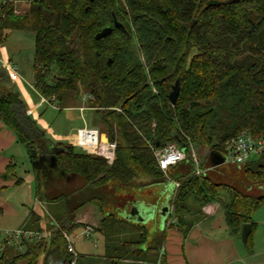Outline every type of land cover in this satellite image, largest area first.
I'll list each match as a JSON object with an SVG mask.
<instances>
[{
  "label": "trees",
  "instance_id": "16d2710c",
  "mask_svg": "<svg viewBox=\"0 0 264 264\" xmlns=\"http://www.w3.org/2000/svg\"><path fill=\"white\" fill-rule=\"evenodd\" d=\"M229 1L31 0L20 14L12 2L0 8V43L16 30L35 34L36 92L54 97L61 110L86 96V105L117 143L112 165L55 143L27 114L19 92L0 95V120L25 147L35 196L51 209L48 238L25 241L23 251L5 250L0 264H72L64 232L77 227L87 204L102 214L97 229L106 236L110 264L163 261V239L143 248L147 228L106 212L105 204L114 197L110 191H122L126 195L114 203L123 208L134 184L159 183L167 176L179 183L168 228L186 236L205 217L204 207L220 203L232 235L241 238L243 226L251 224L245 245L252 251V217L264 206V156L241 165L249 189L263 191L254 195L208 171L197 175L190 155L192 144L224 154L226 142L245 130L264 137V0ZM106 27L112 33L96 39ZM178 78L173 105L169 94ZM170 143L187 149V160L171 167L179 176L170 169L164 173L156 159L155 151ZM201 167L208 169L205 163ZM40 221L31 212L25 229L42 232ZM125 226L131 237L120 239ZM75 264H84L79 255Z\"/></svg>",
  "mask_w": 264,
  "mask_h": 264
},
{
  "label": "crops",
  "instance_id": "0c3cea01",
  "mask_svg": "<svg viewBox=\"0 0 264 264\" xmlns=\"http://www.w3.org/2000/svg\"><path fill=\"white\" fill-rule=\"evenodd\" d=\"M6 44L7 41L0 43V95L8 90L17 91L18 84L22 81L28 84L29 88L35 90L33 84L27 83V81L24 80L23 72L21 73L19 64L8 56L9 48ZM7 62L18 68L20 79L13 80L10 78L9 72L5 66ZM19 93L26 104L27 114L40 121L43 117V115H41L42 113H40V109L44 105H49L41 103V95L36 93V90V96L34 95L36 98L34 97V99L33 96L27 94L25 91H19ZM81 108H84V110L81 111ZM63 109L67 111L66 118L72 123L80 119H85V114L91 112V109L87 105L81 106L78 103L75 105H68ZM76 135L77 132H63L60 136L61 140L55 143L74 145L71 141L75 139L74 137ZM53 136L56 137V134L54 133ZM26 159L28 163L25 162ZM174 181L175 180L167 176L165 180L159 183L148 184L143 182L142 184H134L132 187L134 197L127 204L126 208L122 209V211L125 212L124 216H118L128 222L139 224L135 214L131 215L132 208L137 207L139 213L146 219L143 226L153 224L156 227L158 233H155V235L152 234V241L147 238V242L143 245V248H147L154 244V242L163 239L161 243V253L164 255L163 261L138 262L137 264H245L247 258L254 257V255L258 254L254 249H252V251L244 249L241 246L243 243H241L242 238L230 233L225 221L224 212L219 203H212L204 207L205 217L197 222L186 236L176 228H168L170 216L167 218L163 217L161 212L164 211L167 206L171 205V199L167 200L165 197L170 195L168 186ZM163 183L165 184V188L162 189V191H164L163 194L164 196L166 194L168 195L160 201L153 202L151 200H146L143 199L144 196L140 195L141 192L148 193L152 188L156 189L159 184ZM34 185L35 175L32 171V166L29 162L25 147L18 141L14 132L0 120V213L6 221L12 223L11 225L6 224L3 226V221L0 220V225H2L0 226L1 233L5 230H28L25 229V226L30 219L31 212H34L41 217L40 227L43 230L41 234L44 235L45 238H48L50 235L48 230V225L50 224L49 211H51V209L47 202L40 201L36 198ZM137 193H139L138 196ZM139 197L142 201H140ZM122 211L121 213H123ZM98 212L100 211L96 210L95 205H85L78 213L76 219L78 224L77 227L69 233L75 241V250L80 256V259L84 261V264H95L99 259H103V262L104 260L107 261L106 236L97 229L99 219L102 218V214L100 213L101 215L99 216ZM220 212L222 215L217 219ZM147 213L148 216L146 217ZM172 220L174 221V219ZM94 222L97 223L96 228L87 236L84 233L86 223L94 224ZM28 231L33 232L34 235L37 232L34 230ZM84 235L86 237H84ZM93 236H96L95 238L98 239V241L103 239L105 243L104 252L101 255L88 252L80 253L76 248L77 240L79 238L85 239ZM2 240L3 236L0 235V241ZM25 240L26 239L23 240L24 249ZM20 243L21 240L17 239L14 244L6 245L4 251L6 250L9 254L15 251H23L24 249L20 250L19 248ZM94 246L98 248L97 243ZM121 264L136 263H133L131 259H125Z\"/></svg>",
  "mask_w": 264,
  "mask_h": 264
},
{
  "label": "rangeland",
  "instance_id": "374dc122",
  "mask_svg": "<svg viewBox=\"0 0 264 264\" xmlns=\"http://www.w3.org/2000/svg\"><path fill=\"white\" fill-rule=\"evenodd\" d=\"M25 5L26 4L20 5L22 10L26 8ZM6 46H8L9 48L8 56H10L12 60L18 63L19 66L21 67L20 70H21V73L23 72L22 74H23L24 80H26L27 83L33 84L34 82L33 80V57H34V51H35V34L30 31H20V30L13 31L10 33L7 39ZM19 91H22V92L25 91L27 94H30L31 96H33V99L37 93V92L35 93V90H32L31 88H29L28 84L23 83V81L20 84H18L17 91L15 90V92H19ZM85 97L86 96L81 97L79 99H75L76 98L75 97L74 101L75 103L78 102V104L81 106L86 105ZM54 104L55 105L51 104L49 106L44 105L40 109V113H42L41 115H43L40 121L32 117L34 120L37 121V125L42 130H44L46 137L49 138L50 140L57 142L58 140H61L60 136L63 132H77L79 128H83V127H88V128L96 127L101 133L103 134L105 133L108 137V134L104 129V126L101 125L100 120L97 117V114H95V112H93L92 110L91 112H87L85 114V119H80L72 123L66 118L67 111L65 109L60 110V108L58 107L59 105L57 103H54ZM67 104L68 103L64 102L63 106H67ZM74 104L72 103V105ZM54 133L56 134V137L53 136ZM74 138L77 139V136H75ZM73 146L77 147V149L82 152L84 151L78 145H73ZM192 146H193V150L199 162L206 164V166L208 167V170H207L208 173L212 175L216 180L236 184L237 186H239L240 188H243L248 193H251L254 195H260L263 192L261 189H257L256 187H254L252 191L249 189V187L247 186L245 182L246 177L244 173V168L242 166H238L237 164L226 162V161L221 165L214 166L211 163L210 158L208 157L210 153V148L208 146H202V145H196V144H192ZM25 162L28 163V160L26 159ZM170 172H172L173 176H179L181 174L180 170L178 169L175 170L174 168H170ZM164 188H165L164 183L159 184V186L156 187V189L152 188L148 193L141 192L140 195L144 196L143 199L151 200L153 202H158L162 198H164L166 195H168L166 194L164 196L163 194L164 191H162V189ZM168 190L170 191V195L165 197L167 198V200L171 199V197L174 194L175 189H174L173 183L169 184ZM110 193L114 194V197L111 200L112 202H108L105 204L106 205L105 207L107 209L106 212H109V210H111L112 212L114 211L113 213H115L116 216H119V215L124 216L125 212H123L122 209L123 208L125 209L127 205L123 206V208H119L121 206L118 205L119 207L116 208L114 202L121 200V198H123V195H126L125 192L110 191ZM129 193L132 195V198H133L134 195L131 192V190ZM138 195L139 193H137V196ZM221 198L222 200L226 201L227 195L223 192L221 195ZM139 199L140 201H142L140 197ZM219 205L221 207L220 203ZM96 210L99 211L97 206H96ZM121 211L123 213H121ZM98 215L99 216L101 215L100 212H98ZM221 215L222 213L220 212L217 219H219ZM252 219L256 223V225L254 227L250 240L252 241V244L254 245L253 249L256 252H258V254L254 255V257L247 258V260L245 261V264H264V206L260 207L259 209L255 211ZM0 220L3 221V224L1 223L3 226H5L6 224L8 225L12 224L3 218L1 216V213H0ZM100 220L101 219H99V221ZM95 222L94 224L96 225L97 223ZM98 226H99V223H98ZM145 227L148 230V234H149L148 238L149 240L152 241L153 240L152 234L154 235L155 233L157 234L158 230L153 224L145 225ZM94 228H96V226ZM124 228L125 230L123 231V233L121 235H118L119 238L121 237L120 239L124 238L123 236L126 234L127 235L129 234V236L131 237V228L129 226H125ZM84 237L86 236L84 235ZM95 237L96 236H93L91 238H85V239L79 238L76 243L77 250L80 253L88 252V253H92L96 255H101L104 252L105 243L103 239L98 241V239H96ZM117 240L118 239L116 238V241ZM114 241H115V238H114ZM96 243H97L98 248L94 246ZM241 246L244 249H248L247 246L243 243L241 244ZM39 264H42V261H39ZM95 264H110V262H109V259H107V261L104 260V262H103V259H99L98 262Z\"/></svg>",
  "mask_w": 264,
  "mask_h": 264
},
{
  "label": "built area",
  "instance_id": "2783aa9c",
  "mask_svg": "<svg viewBox=\"0 0 264 264\" xmlns=\"http://www.w3.org/2000/svg\"><path fill=\"white\" fill-rule=\"evenodd\" d=\"M31 0H0V8L5 5L7 2H12L15 5V13H22L21 4L30 3ZM9 76L13 80L20 79V74L18 68L7 62L5 64ZM41 103H45L48 105L54 104V97L52 99H47L41 96ZM81 111L84 108L80 109ZM77 139H73L71 142L74 145L80 146L85 152L89 154H94L100 156L108 162V164L112 165L116 159V147L117 143L115 140H110L106 134L101 133L98 129L83 127L78 129L77 131ZM192 161L195 165V173L200 175L206 172L208 169H203L201 167V163L199 162L196 154L193 150V146L190 147ZM156 159L159 167L164 173L178 163L187 160L188 153L182 150V147L177 143H170L166 147L155 151ZM225 157L226 162L234 163L239 166L244 165L254 158H259L264 156V137L256 138L251 131L245 130L241 134L236 137L229 139L226 142L225 152L222 154ZM179 186V183L176 182V187ZM173 211V209H172ZM96 225L93 223H86L85 234L89 236L91 232L94 230ZM42 232H36L34 235L33 232L23 229H15V230H5L0 235L3 236V240L0 241V257L4 253V247L6 245L14 244L17 239L21 240L19 244L20 250H23V240L31 241L33 238L44 237L41 234ZM64 237L68 243V250L74 254V260L71 262L74 264L76 262V258L78 257V253L74 247V239L70 236L69 232H64Z\"/></svg>",
  "mask_w": 264,
  "mask_h": 264
},
{
  "label": "water",
  "instance_id": "95a60500",
  "mask_svg": "<svg viewBox=\"0 0 264 264\" xmlns=\"http://www.w3.org/2000/svg\"><path fill=\"white\" fill-rule=\"evenodd\" d=\"M237 1H240V0H230L229 2H237ZM115 26L116 27H120L122 26L121 23L119 22H115ZM113 31V28L112 27H106L104 28L102 31H100L99 33L96 34V39H101V38H104L106 37L108 34L112 33ZM179 93H180V79L178 78L176 80V82L173 84L172 86V90L169 94V100H170V103L175 105L176 102H177V99H178V96H179ZM79 114V113H77ZM182 150L183 151H186V147L183 146L182 147ZM210 160H211V163L214 165V166H218V165H221L225 162V157L218 153V152H215V151H211L210 153V156H209ZM194 168L195 165H194ZM174 184V194H175V191L177 189L176 187V181L173 182ZM174 194L173 196L171 197V202H172V199L174 197ZM172 209H173V206H172V203L170 206H167L164 211L161 212V215L163 217H169L172 213ZM137 217V222L139 223V225H143L144 221L146 220L143 215L141 213H139V210L137 209V207H133L132 208V211H131V215H134ZM151 214V213H150ZM148 216V213L146 214V217ZM146 222V221H145ZM250 232H251V224L250 223H247L243 226L242 228V233H241V238H242V242L244 244L247 243V240H248V237L250 235ZM71 263V262H70Z\"/></svg>",
  "mask_w": 264,
  "mask_h": 264
}]
</instances>
